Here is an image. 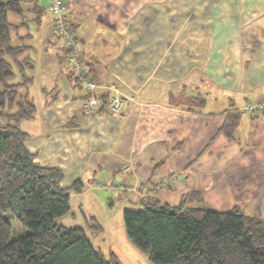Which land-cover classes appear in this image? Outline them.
I'll return each mask as SVG.
<instances>
[{
  "label": "crops",
  "instance_id": "obj_1",
  "mask_svg": "<svg viewBox=\"0 0 264 264\" xmlns=\"http://www.w3.org/2000/svg\"><path fill=\"white\" fill-rule=\"evenodd\" d=\"M65 5L85 75L125 95L118 115L108 97L102 112L85 114L86 93L53 14L46 6L39 23L25 12L28 25L17 34L30 46L36 104L20 124L25 146L41 165L62 170L63 187L82 183L71 200L102 182L132 206L144 194L172 206L208 207V199L215 210L263 217L264 112L242 108L264 97V0Z\"/></svg>",
  "mask_w": 264,
  "mask_h": 264
},
{
  "label": "trees",
  "instance_id": "obj_2",
  "mask_svg": "<svg viewBox=\"0 0 264 264\" xmlns=\"http://www.w3.org/2000/svg\"><path fill=\"white\" fill-rule=\"evenodd\" d=\"M25 3L33 7L26 10ZM46 6L0 0V264H121L115 253L96 249L83 227L57 221L71 209V192L83 185L63 187L62 170L41 165L25 146L28 134L20 124L36 113L27 71L34 64L24 55L30 46L14 39L28 25L25 12L41 23ZM9 13L22 21L13 23ZM233 123L226 124L229 134ZM123 219L128 237L155 264H264V218L237 207L172 206L152 198L125 209Z\"/></svg>",
  "mask_w": 264,
  "mask_h": 264
},
{
  "label": "rangeland",
  "instance_id": "obj_3",
  "mask_svg": "<svg viewBox=\"0 0 264 264\" xmlns=\"http://www.w3.org/2000/svg\"><path fill=\"white\" fill-rule=\"evenodd\" d=\"M42 2L48 4V0H42ZM15 16L17 15L9 13L11 21ZM17 37L18 35L14 40L19 43ZM17 78L19 79V74ZM106 186L94 184V188H88L85 194L73 197L71 211L57 221L67 227H83L96 249L101 250L107 256L111 252L115 253L121 264H155L150 261L148 254L128 237L125 228L124 210L141 208V203L139 202V207L138 205H129L124 193H116L105 188ZM204 201L208 208L219 206L211 200L205 199ZM246 211L250 210L246 209ZM262 214L264 215V212ZM99 225L102 229H98ZM16 228L19 232L22 231L19 224Z\"/></svg>",
  "mask_w": 264,
  "mask_h": 264
},
{
  "label": "built area",
  "instance_id": "obj_4",
  "mask_svg": "<svg viewBox=\"0 0 264 264\" xmlns=\"http://www.w3.org/2000/svg\"><path fill=\"white\" fill-rule=\"evenodd\" d=\"M47 8L53 14L56 34L67 48L68 61L74 65L76 74L83 84L86 93L83 101L84 113L88 115L98 114L104 110L106 102L101 92L104 91L108 94V106L111 113L114 115L120 114L125 95L119 86L115 83L98 84L90 76H86L84 73L83 63L79 59L80 52L73 30V24L67 17L65 0H49ZM242 109L250 113L264 112V97L256 101L248 102ZM96 185L106 186L102 182H97ZM151 199L152 198H150L149 195L144 194L140 195L138 200L135 201L145 205L150 202Z\"/></svg>",
  "mask_w": 264,
  "mask_h": 264
}]
</instances>
